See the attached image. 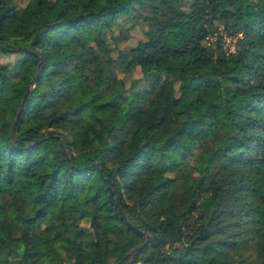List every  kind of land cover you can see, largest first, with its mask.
Returning a JSON list of instances; mask_svg holds the SVG:
<instances>
[{"label": "trees", "instance_id": "1", "mask_svg": "<svg viewBox=\"0 0 264 264\" xmlns=\"http://www.w3.org/2000/svg\"><path fill=\"white\" fill-rule=\"evenodd\" d=\"M9 54L0 264H264V0H0Z\"/></svg>", "mask_w": 264, "mask_h": 264}, {"label": "rangeland", "instance_id": "2", "mask_svg": "<svg viewBox=\"0 0 264 264\" xmlns=\"http://www.w3.org/2000/svg\"><path fill=\"white\" fill-rule=\"evenodd\" d=\"M71 3H74V0H70ZM223 17L224 14L222 13H213L210 17H208L203 23L200 24V27L206 31V28L208 27L207 33L204 36V39L202 40V44L204 45H217L219 49L223 52V50H226L230 46H234L236 44L237 38L241 36V34L238 32L235 35H229L224 31L223 27ZM115 27L112 26V30L115 32ZM121 38H123V41L120 43L119 47H132L135 46L136 43L144 38L143 31L144 26L142 25H135L134 27H131L127 31H125V26L120 28L119 30H116ZM151 40L156 43V37L154 35L151 36ZM14 55H0V62L5 63L9 62L13 59ZM96 64H93L91 69V72L95 71ZM121 77V74H119ZM125 80V85L128 86L131 83V80L139 78V72L136 67H134L129 75L123 76ZM93 77L91 76V83L89 86H85V89L88 90L89 87L92 85ZM135 83V82H134ZM186 83L189 84L190 88L193 89L198 95H202L203 92L200 88L194 85L192 81H186ZM138 84V83H136ZM141 87V86H140ZM176 88V85H175ZM131 97H134L135 94H130ZM172 101L169 99L166 102H161L156 107L149 106L148 109L150 111V117L152 120L157 121L161 118L164 109L167 105L171 104ZM204 139L209 141L215 146L220 145L219 137L216 133L206 132L204 133ZM188 163H193L191 160L187 159Z\"/></svg>", "mask_w": 264, "mask_h": 264}, {"label": "built area", "instance_id": "3", "mask_svg": "<svg viewBox=\"0 0 264 264\" xmlns=\"http://www.w3.org/2000/svg\"><path fill=\"white\" fill-rule=\"evenodd\" d=\"M232 52H234V46H230L226 50H223L224 54H229V53H232Z\"/></svg>", "mask_w": 264, "mask_h": 264}, {"label": "water", "instance_id": "4", "mask_svg": "<svg viewBox=\"0 0 264 264\" xmlns=\"http://www.w3.org/2000/svg\"><path fill=\"white\" fill-rule=\"evenodd\" d=\"M17 114H18V112L16 113V115H15V117H14V119H13V123H12V124H14ZM146 239H147V238H146ZM141 246H142V245H140L139 247H137V248L134 250V252L138 251V250L141 248Z\"/></svg>", "mask_w": 264, "mask_h": 264}]
</instances>
